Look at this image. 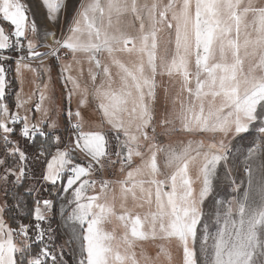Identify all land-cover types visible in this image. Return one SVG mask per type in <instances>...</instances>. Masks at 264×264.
Wrapping results in <instances>:
<instances>
[{"label":"snow or ice","instance_id":"obj_1","mask_svg":"<svg viewBox=\"0 0 264 264\" xmlns=\"http://www.w3.org/2000/svg\"><path fill=\"white\" fill-rule=\"evenodd\" d=\"M0 264H264V0H0Z\"/></svg>","mask_w":264,"mask_h":264},{"label":"rangeland","instance_id":"obj_2","mask_svg":"<svg viewBox=\"0 0 264 264\" xmlns=\"http://www.w3.org/2000/svg\"><path fill=\"white\" fill-rule=\"evenodd\" d=\"M58 34H59V32H58ZM40 50H43V49H40ZM58 71H59V69L57 68V69L53 72V77H54V78L56 77ZM12 75H14V73H10V75H9V79H11ZM30 79H31V75H30V74H26V83H25V85H24V90H25L26 92L29 91L30 88H31L30 83H28V81H29ZM58 86L60 87L59 84H58ZM58 94H59V92H58Z\"/></svg>","mask_w":264,"mask_h":264},{"label":"crops","instance_id":"obj_3","mask_svg":"<svg viewBox=\"0 0 264 264\" xmlns=\"http://www.w3.org/2000/svg\"><path fill=\"white\" fill-rule=\"evenodd\" d=\"M16 87H18V85ZM57 89H58V92H59L60 87L58 86V84H57ZM11 99H13V97Z\"/></svg>","mask_w":264,"mask_h":264},{"label":"trees","instance_id":"obj_4","mask_svg":"<svg viewBox=\"0 0 264 264\" xmlns=\"http://www.w3.org/2000/svg\"><path fill=\"white\" fill-rule=\"evenodd\" d=\"M12 97H10V99H11Z\"/></svg>","mask_w":264,"mask_h":264}]
</instances>
